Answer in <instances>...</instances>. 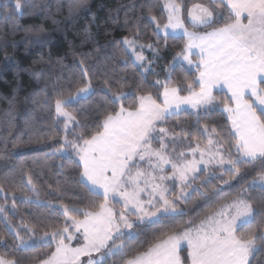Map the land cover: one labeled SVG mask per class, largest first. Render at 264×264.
<instances>
[{
  "label": "snow or ice",
  "instance_id": "obj_1",
  "mask_svg": "<svg viewBox=\"0 0 264 264\" xmlns=\"http://www.w3.org/2000/svg\"><path fill=\"white\" fill-rule=\"evenodd\" d=\"M53 7L56 13L62 12L63 0H2L0 17L12 21L13 33L23 31L25 36L20 42L0 36V47L22 43L25 50L40 51L52 45L58 39L56 32L64 31L51 11ZM67 8V19L73 20L88 10V0H67ZM25 15L51 21L56 27L51 31L44 23L21 27L19 18ZM165 18L167 22L161 24ZM185 18L193 27L212 30L190 32ZM111 19L129 35L80 53L76 59L79 80L57 89L54 98L45 97L54 104L65 130V135L50 145L53 154L78 158L72 161L78 169L77 177L57 183L50 194L63 198L70 190L65 185L75 184L95 199L83 208L66 203L57 207L49 201L53 214L64 217L59 224L45 223V217L31 223L22 219L15 226L8 222L16 251L29 253L51 247L54 242L51 253L30 257L33 264H264V0H200L190 7L185 0H134L124 10L123 21L119 10ZM217 24L221 26L214 27ZM149 25L152 36L157 42L163 40L165 46L169 38H179L178 32L187 37L166 70L167 78L152 83L155 94L145 90V74H154L152 66L158 58L159 44L140 43ZM82 43L95 45V34L85 29ZM108 48L119 51L108 53ZM145 49L152 51L153 59L144 55ZM193 49L199 50L196 61L192 59ZM117 56L140 70V82L130 85L127 73L117 72L113 67ZM50 62L51 56L47 60L40 56L34 64ZM182 62L195 63L198 75L193 81L172 79L176 68L183 67ZM7 71H31L37 80L44 76L38 68H21L13 56H5L0 64V72ZM218 86L230 95L218 99L213 94ZM126 87L130 90L124 91ZM185 91L188 94L181 95ZM95 96L99 99L88 108L69 111ZM129 97L131 104H126ZM220 105L230 127L209 128L205 124L201 128L202 115H210ZM13 106L10 104V108ZM189 107L196 110L194 131L185 129L180 121L171 130L163 126ZM90 124L94 127L89 128ZM205 134L207 145L201 148L197 137ZM178 141H189L191 154L195 157L199 153V160H189L187 152H178ZM191 141H196L195 147ZM7 177L6 173L0 178V194L5 202L11 197L12 211L18 199L22 204L34 203L29 193L38 200L30 169H20L21 190L6 191ZM213 181L246 186L210 209L198 223H176L186 215L181 205L188 204L192 193L205 200L210 194L219 195L215 189L220 185ZM8 210L6 203L0 206L5 221ZM148 230L154 232L153 242L129 256ZM0 247H8L2 235ZM27 259L0 252V264H25Z\"/></svg>",
  "mask_w": 264,
  "mask_h": 264
},
{
  "label": "trees",
  "instance_id": "obj_2",
  "mask_svg": "<svg viewBox=\"0 0 264 264\" xmlns=\"http://www.w3.org/2000/svg\"><path fill=\"white\" fill-rule=\"evenodd\" d=\"M2 2V0H0ZM30 2H39V0H30ZM134 0H88V10L83 11L79 16L73 20H68L69 12L67 8V0H63L64 8L60 13H56L55 7L51 9L55 18L61 23L60 28L64 29L63 32L57 31L56 36L58 39L54 40L53 44L43 48L40 51L35 49L25 50L23 44H17L16 47L11 45L7 47H0V64H3L5 56H13L19 63L21 68L33 69L38 68L43 72V79L37 80L31 71H24L16 73L14 71L0 72V178H3L5 174H8L7 179L4 181V187L6 191H18L21 190V182L19 179L20 169L25 171L31 170L33 179L37 184L39 191V200L32 195L34 203H20L17 200V208L15 211L11 210V197L5 202L3 196L0 195V206H4L5 203L8 207V221H5L3 215L0 214V235L4 236L7 240L8 247L4 249L0 247V252L8 251L16 256L28 257L25 264H33L30 257L33 255H44L51 253L55 250V243L53 242L51 247L36 248L29 253H21L16 251L12 236V228L7 227V223L10 222L13 226L19 225L23 219L24 222L31 223L38 217H45V223H62L64 217L60 213L53 214V209L48 207V202H55L58 204H77L81 208L87 205L93 197H89L86 189L80 185L67 184L65 187L70 190L63 198H57L54 194H50L52 189L57 186V183L64 184L66 179L71 177L75 178L78 175V169L72 162L78 158L72 155L70 158L67 155L53 154L50 145L55 144L57 139H61L65 135L63 126V119H57L54 104L48 102L45 97L54 98L56 90L62 87L69 86L74 80H79V69L76 67V59L80 53L91 52L94 47H103L110 41L121 40L125 35L129 33L115 24L111 17L116 16L117 10H119V19L123 21L124 10L131 5ZM193 2H200V0H185V3L189 6ZM161 14L166 17V13ZM137 15H140L139 11ZM166 22V18L161 20V24ZM44 23L48 30H53L54 26L51 21H44L36 16L25 15L19 18V24L21 27L29 24H41ZM185 23L189 27L186 22ZM221 26L220 24L214 25V27ZM88 29L96 36V44H84V30ZM212 29L211 27L204 30H195L202 32ZM0 36L8 41L20 42L23 40L25 33L23 31H12V21H8L0 17ZM163 35L161 34V37ZM179 38H169L166 42V46L163 40L157 42L156 37L152 36V26H147V30L144 36L141 37L140 43L159 44L158 58L153 64L154 74H145L146 76V91L156 93L157 89L152 88L151 85L155 80L159 79L164 81L167 78V69L173 65V58L184 47L187 38L183 35H178ZM108 53H114L119 51L118 49L108 48ZM146 57L153 59V53L150 49L144 50ZM104 53H101V58ZM40 56H43L45 60L51 56V62L47 64L35 65ZM183 67H177L176 71L172 74L174 81L186 80L191 82L197 76L196 67L188 65L182 62ZM102 67L101 65H99ZM113 67L116 68L118 73H127V79L130 85H135L140 82L139 69L134 68L131 61L125 63L119 56L113 61ZM45 82L47 85L45 86ZM94 85L99 92V86L97 81H94ZM129 88H125L124 91H129ZM162 91V89H160ZM139 94V93H137ZM188 93L181 92V95H187ZM218 99L226 98L227 94L223 91L216 90L213 92ZM99 99V96L91 97L89 100H83L80 104L70 108L69 111H77L80 109L88 108L91 104ZM10 104H14L10 108ZM126 104H131V97L126 101ZM223 105L212 112L210 115L201 117L200 127L206 124L209 128L213 126L230 127V123L227 121V117L222 111ZM196 110L187 109V111H181L176 117L171 118L163 126L168 127L170 130L176 125L177 121H180L181 125L189 130L194 131L192 125L196 121ZM94 127L89 125V128ZM179 131V129H176ZM80 131V129H77ZM226 135V134H225ZM71 138V136L69 137ZM201 147L207 145V136L197 137ZM39 142H36V141ZM17 144V147H13V144ZM189 141H178L175 145L177 151H185L189 149ZM196 141H191V146L195 147ZM227 147V145H225ZM235 152V149H233ZM38 161V163H34ZM63 165V167H61ZM224 179H228L225 176ZM200 181H196L199 184ZM214 185H220L219 181H213ZM220 185L215 190L219 192L218 196L213 197L211 194L209 198L205 200L198 193H192L191 199L187 205H181L184 208L186 215L179 217L176 223H181L187 220H193L198 222L210 209L215 208L219 203H222L227 197L235 196L241 192L246 185ZM212 189V186H209ZM27 191V189H23ZM177 191V188H176ZM191 191V190H190ZM119 207V206H117ZM22 235H25L23 232ZM39 234V233H38ZM27 239V235H25ZM154 239L153 230H148L144 236L140 238L139 244H137L128 253L129 256L133 255L136 251L145 250ZM18 243V242H17ZM76 242H73L75 245ZM184 253H182L183 255Z\"/></svg>",
  "mask_w": 264,
  "mask_h": 264
},
{
  "label": "rangeland",
  "instance_id": "obj_3",
  "mask_svg": "<svg viewBox=\"0 0 264 264\" xmlns=\"http://www.w3.org/2000/svg\"><path fill=\"white\" fill-rule=\"evenodd\" d=\"M166 13V12H165ZM167 22V21H166ZM165 22V23H166ZM185 27H187L188 28V30L190 31V32H193L194 30V28H192V27H188L187 25H186V23H185ZM161 34L163 35V32H161ZM178 34H180V32H178L177 33V35ZM144 55H145V52H144ZM146 56V55H145ZM62 119V118H61ZM205 146H202L201 148H204ZM185 152H187L188 153V156H187V159H189V160H191V159H196V160H199V158H200V154L199 153H196V155H195V157H193V155L191 154V152H190V149H186L185 150ZM200 167L202 168L203 167V165H200ZM171 182V181H170ZM172 183V182H171ZM172 187V184L170 185V188ZM191 189H189V191H190ZM179 191V188L177 187V192ZM1 196H3V194H0ZM34 200H37L36 198H34ZM39 200V199H38ZM40 201V200H39ZM52 204H54V205H56L57 207L60 205V204H58V203H55V202H52ZM198 223V222H197ZM74 246H78L77 244H75Z\"/></svg>",
  "mask_w": 264,
  "mask_h": 264
},
{
  "label": "crops",
  "instance_id": "obj_4",
  "mask_svg": "<svg viewBox=\"0 0 264 264\" xmlns=\"http://www.w3.org/2000/svg\"><path fill=\"white\" fill-rule=\"evenodd\" d=\"M212 29H209V30H206V31H211ZM193 32H197V31H193ZM205 31H202V32H197V33H200V34H203ZM178 35H182V33H180V34H178ZM186 37V36H185ZM187 38V37H186ZM198 49H193V56H192V59H193V61H196L197 59H198V57H197V55H196V53H198ZM185 63H187V62H185ZM191 66H193V67H195V63L193 64V65H191ZM197 75H198V72H197ZM216 90H220V91H223V92H225L227 95H230L228 92H227V89L226 88H222V87H216V88H214L213 89V92L214 91H216ZM185 107H187V106H185ZM187 109H191L190 107L189 108H187ZM225 115H226V117H227V113H224ZM168 184H169V186L172 184L170 181L168 182Z\"/></svg>",
  "mask_w": 264,
  "mask_h": 264
},
{
  "label": "water",
  "instance_id": "obj_5",
  "mask_svg": "<svg viewBox=\"0 0 264 264\" xmlns=\"http://www.w3.org/2000/svg\"><path fill=\"white\" fill-rule=\"evenodd\" d=\"M193 3H196V2H193ZM193 3H191V4L189 5V7H190ZM186 22H187V24H188L190 27H192V28H194V29H198V30L205 29V28L193 27L192 24L189 22V20H188L187 18H186Z\"/></svg>",
  "mask_w": 264,
  "mask_h": 264
}]
</instances>
